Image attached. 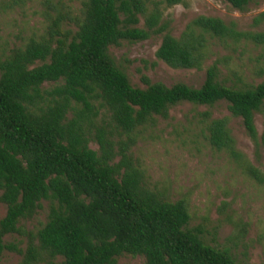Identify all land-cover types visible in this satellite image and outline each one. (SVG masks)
<instances>
[{"label": "trees", "instance_id": "obj_1", "mask_svg": "<svg viewBox=\"0 0 264 264\" xmlns=\"http://www.w3.org/2000/svg\"><path fill=\"white\" fill-rule=\"evenodd\" d=\"M6 1L19 7L30 0ZM224 1L239 11L250 2ZM182 2L81 0L74 12L47 0L41 32L0 54V255L16 253L20 264H116L124 255L143 264H240L229 250L206 243L202 225L189 228L187 202H169L150 189L130 155L139 129L167 119L170 108L183 102H225L251 141L264 146V82L248 83L229 57L206 67L199 88L167 87L141 75V89L109 54L121 42L161 35L158 61L201 70L215 43L233 51L241 42L264 47V32H242L232 21L206 16L171 36L163 10ZM263 20L264 13L253 22ZM220 66L235 83L220 80ZM46 83L54 86L43 89ZM256 114L263 119L260 135ZM200 118L209 145L264 184L260 170L236 151L228 118L211 119L207 111ZM92 141L97 151L89 147ZM41 201L49 202L45 223L25 232L21 223L35 216ZM9 235L24 237V249L5 243Z\"/></svg>", "mask_w": 264, "mask_h": 264}, {"label": "rangeland", "instance_id": "obj_2", "mask_svg": "<svg viewBox=\"0 0 264 264\" xmlns=\"http://www.w3.org/2000/svg\"><path fill=\"white\" fill-rule=\"evenodd\" d=\"M47 0H30L23 6L10 7L0 0V54L20 47L30 36L39 34L44 15L49 9ZM70 6L74 12L81 0H48ZM264 13V0H250L243 11L233 9L224 0H183L172 8L163 10L162 22H167V32L177 38L186 25L198 16L219 18L225 23L234 22L242 32H264V20L258 25L254 19ZM161 43V35L137 43L121 42L110 47L109 54L125 72L133 87L145 88L140 76L151 83L170 87L183 83L199 88L205 78V69L217 59L229 57L231 68H238L248 83L264 82L263 46L241 42L236 51L215 43L201 70L172 69L158 61L155 53ZM259 66H262L260 71ZM220 80L226 85L235 83L226 67L220 66ZM54 84H44L51 89ZM208 112L211 119L228 118V127L235 141V149L264 175V146H256L248 137L242 121L230 116L225 102L212 107L180 103L170 108L168 118H156L153 126L139 129L130 155L144 173L145 182L152 190L162 193L169 202L185 200L190 215L189 228L202 225L206 243L229 250L240 264H264V184L246 175L228 153L217 151L209 145L200 115ZM99 122V118L97 119ZM254 124L261 134L263 119L254 116ZM89 147L97 151L98 145ZM118 160V158H117ZM41 208L32 219L21 223L25 232H35L45 223L49 202L41 201ZM5 207L0 203V219ZM25 238L9 235L5 243H20ZM21 256L4 251L0 264H20ZM42 264V263H39ZM116 264H143L140 257L121 256Z\"/></svg>", "mask_w": 264, "mask_h": 264}]
</instances>
